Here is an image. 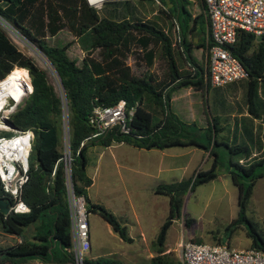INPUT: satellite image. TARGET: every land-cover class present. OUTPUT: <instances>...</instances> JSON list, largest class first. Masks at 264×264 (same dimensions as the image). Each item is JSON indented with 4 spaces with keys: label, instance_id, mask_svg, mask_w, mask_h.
I'll list each match as a JSON object with an SVG mask.
<instances>
[{
    "label": "trees",
    "instance_id": "1",
    "mask_svg": "<svg viewBox=\"0 0 264 264\" xmlns=\"http://www.w3.org/2000/svg\"><path fill=\"white\" fill-rule=\"evenodd\" d=\"M160 12L170 24H178L179 41L169 36L155 21L137 17L118 18L102 15L84 0H0V81L14 69L25 70L27 88L11 111L8 122L13 129H29L30 142L25 148L27 157L26 178L19 197L27 206L25 211L0 212V230L16 235L15 242L0 246V264H20L28 258H38L44 263L72 264L69 219L66 202L64 170L61 162L63 121L67 125L70 153L69 181L74 194L84 199L86 211L97 213L123 240H128L125 226L103 204L90 201L86 195L90 177L85 171L84 149L88 143L106 146L124 142L143 148L199 145L213 156L206 168H196L189 175L169 182H158L152 189L168 197V209L158 226L152 242L153 254L147 264H183L172 251H165L164 241L174 218H182L185 226L194 218L181 210L183 196L195 186L218 174V154L213 148L220 142L215 137L219 129L215 117L206 125L205 143H199L184 123L170 109L171 91L190 86L205 92L209 86L207 64L199 62L192 54L193 48L204 52L209 44L207 16L202 0H159ZM199 7L192 14L189 4ZM113 3V4H112ZM121 3L128 8L129 0ZM170 3V6H167ZM110 4V3H109ZM112 13L120 12L115 7ZM66 27L77 41L88 35L80 62L69 57V42L50 44L47 35H54ZM38 50L57 73L60 91L51 79L46 66L23 52L9 32ZM202 33L203 36H199ZM196 36L197 40L193 41ZM135 47L143 50L146 64H152L156 53L163 59L165 69L158 77L151 70L134 74L125 61ZM246 70L244 101L248 114H260L254 105L256 84H264V36L238 29L234 41L227 45ZM97 49L98 56L93 55ZM49 62L51 64H49ZM60 82V83H59ZM1 83V82H0ZM62 86V88H61ZM63 96V98H62ZM123 99L134 112L127 132L112 129L98 138H89L93 127L88 115L94 105H109ZM63 102L64 107H63ZM154 114L156 117L154 118ZM186 126V127H185ZM12 129H1L0 135H10ZM264 142V127L262 130ZM227 153L228 175L236 187V214L229 221L246 220L251 240L248 247L264 251V238L254 229L245 214L256 179L264 174V147L261 156L244 163L239 157L248 154V147L241 142H224ZM0 196L10 200L2 190ZM191 240L198 241L196 238ZM84 264H122L112 256L83 258Z\"/></svg>",
    "mask_w": 264,
    "mask_h": 264
},
{
    "label": "crops",
    "instance_id": "2",
    "mask_svg": "<svg viewBox=\"0 0 264 264\" xmlns=\"http://www.w3.org/2000/svg\"><path fill=\"white\" fill-rule=\"evenodd\" d=\"M167 34L170 36V32H167ZM199 36L201 37L203 34L199 33ZM196 40L197 37L194 36L193 41ZM199 48L201 47L193 48L192 54L199 62H202L196 54V49ZM209 86L212 85L209 84ZM195 92L200 94L198 98L192 96ZM203 93L201 94L200 90L193 89L190 86L178 87L171 91L170 109L184 123L195 125L197 117L200 120L202 119L201 114L203 112H196L193 104H200L202 108ZM182 97L185 99L182 100ZM230 105L228 102L224 109L225 112L222 113L223 122H220L218 115H213L216 126L219 128L217 131L224 130L225 126L228 128V138L217 139L220 142L217 145L224 147V142L230 143L234 141L245 143L248 147V154L240 156L238 160L247 163L263 153L264 107L260 109L258 117H254L248 114L245 103L243 105L237 104L234 109ZM179 112H183L184 115H179ZM203 118L207 122L205 115ZM196 140L199 143H205V141ZM206 151L199 145L143 148L124 142H113L106 146L87 142L84 149V158L85 171L90 177V184L87 187L86 195L90 201L103 204L119 219L120 223L125 226L129 239L123 240L104 219L93 212V216L90 219L87 215L89 246L86 254L90 257L107 256V254L112 252V249H108L107 246V238L110 237L115 241V252L117 254H120L121 251L126 250L128 247L136 245L134 243L136 239L139 245H143L146 248L149 257L155 249L152 240L168 209L167 195L156 193L152 188L158 182L177 180L189 175L198 167H208L213 156L210 154L205 159ZM227 170L228 167L226 169L228 175ZM219 175L223 180L224 174L218 172L214 178L201 183L205 185V191H201L198 198L196 196L198 185L191 190L195 196H193L194 201L204 206L210 199H219L224 193L227 194L228 189L225 181L220 180ZM261 179L264 180V174L258 177L256 181ZM227 198L231 200L233 194L230 192L229 195L228 192ZM157 211L160 212L158 217L156 215ZM153 221L156 228L154 231L152 230V233H148V225ZM97 232H102L103 242L100 241V235ZM164 246L165 251H168L169 246H166L165 241ZM25 263L52 264L44 263L35 257L28 258L20 264Z\"/></svg>",
    "mask_w": 264,
    "mask_h": 264
},
{
    "label": "rangeland",
    "instance_id": "3",
    "mask_svg": "<svg viewBox=\"0 0 264 264\" xmlns=\"http://www.w3.org/2000/svg\"><path fill=\"white\" fill-rule=\"evenodd\" d=\"M113 4V3H112ZM105 4L98 12L102 15H108L115 18L120 16L127 17H137L141 20H151L155 21L157 25L166 32H170V36H175L174 27L167 21V19L158 12L159 2L154 0H129L128 8L121 3L117 5ZM115 7L119 10V14L115 16L112 13V8ZM189 8L192 14L198 12V6L195 2L189 4ZM120 15V16H119ZM13 40L16 42L17 46L25 53L32 55L36 61L42 65L46 66L49 72L51 79L54 84L60 91V86L58 84L57 78L53 73L52 69L49 67L48 62L44 56L36 49L31 47L29 44H26L22 39L18 38L13 32H9ZM46 40L50 44H63L69 42L66 52L69 57L75 58L76 62H80V58L83 54V50L80 49L87 45L88 35L83 34L76 41L74 36L69 32L66 27L59 29L54 35H47ZM94 56H98L97 49L93 52ZM196 54L199 60H204L205 52L202 48L196 49ZM125 61L130 65L131 70L134 74H142L144 70L148 69L153 72L156 76H160L162 71L165 69V64L163 59L155 54L151 65H147L145 58L143 56V50L139 47H135L127 54ZM26 73L23 68L14 67L13 71L0 82L5 84H17L19 85L24 93V90L27 88L26 82ZM245 86L246 79L242 78L236 81L224 83L217 86H208L206 92L203 93L202 102L203 106L200 107V104H193V107L196 112H203L201 114L202 119L200 120L197 117L195 125H188L187 130L192 134L196 139L200 141H205V132L207 131L206 125L211 124V116L214 114L220 117V122H223V114L225 112V107L228 102L230 106L234 109L237 104L243 105L245 103ZM202 94V93H201ZM206 94V96H205ZM199 93L195 92L192 94L193 97H199ZM185 99L182 97V100ZM254 105L257 107L258 111L264 107V84L257 82L256 84V94L254 96ZM232 110V109H231ZM229 111V110H228ZM179 115H184L183 112H179ZM204 115L206 121L204 120ZM156 114H154V118ZM186 127V126H185ZM1 129H8V127H0ZM228 128L225 126L224 130L216 132V139L221 140L223 138H228ZM218 154V163L217 170L220 174H224L223 180L225 181L226 187L228 189L227 194L224 193L220 196L219 199H210L206 205L202 206L197 201H194V193L192 191H186L181 206V210L188 213V215L194 218V221L189 226H185L182 222V218H177L172 221L170 228L168 229L165 244L169 246V250L172 251L180 259V244L186 239L196 238L198 241L222 244L229 247L235 248H245L248 247L250 243V236L248 235L249 225L246 220H238L233 224H229V221L236 214V189L231 184L230 178L226 173L227 169V153L226 149L222 145L215 144L213 147ZM210 155L209 151L205 152V159ZM210 159V158H209ZM203 161V160H202ZM199 168V167H198ZM219 179L221 176L219 175ZM222 180V181H223ZM205 191V185H198L196 188V196L201 191ZM233 194V198L230 200L227 198V195ZM252 197L250 196L248 206L246 208L245 214L249 220L252 221L254 229L264 238V180H257L253 185ZM194 196V197H193ZM192 214H190V213ZM88 218L93 216V212H87ZM157 217L160 215V212L157 211ZM155 221V220H154ZM153 222H150L148 225V233H152V230L156 228V225ZM100 235V241L103 242L104 238L102 237V232H97ZM16 235L7 234L0 230V246L11 244L15 242ZM108 240V249H112V252L107 254V256L118 257L121 260L122 264H147L148 252L143 245L138 244V240H134L136 245L128 247L126 250L121 251L120 254H117L115 241L110 237ZM132 250H134L132 252ZM28 264V263H25ZM73 264V263H72Z\"/></svg>",
    "mask_w": 264,
    "mask_h": 264
},
{
    "label": "built area",
    "instance_id": "4",
    "mask_svg": "<svg viewBox=\"0 0 264 264\" xmlns=\"http://www.w3.org/2000/svg\"><path fill=\"white\" fill-rule=\"evenodd\" d=\"M115 1L124 0H84L87 5L98 11L105 4ZM202 2L208 20L206 35L209 44L205 49V59L209 84L217 86L245 78V68L227 45L234 41L238 29L249 31L256 37L264 36V0ZM172 26L175 32L174 40L179 41L178 24L174 19ZM133 112L134 106H127L123 99L109 105H94L88 115V122L93 127L89 138H98L112 129L127 132ZM62 125L61 162L65 177L73 264H84L83 258L89 246L87 211L83 197L74 194L69 181L70 153L65 119ZM12 130L10 135H0V182L3 192L10 199L8 211L18 212L27 210L19 194L26 178L25 148L30 142L31 132L28 128ZM179 254L183 264H264V251L260 249L235 248L191 239L181 242Z\"/></svg>",
    "mask_w": 264,
    "mask_h": 264
},
{
    "label": "bare ground",
    "instance_id": "5",
    "mask_svg": "<svg viewBox=\"0 0 264 264\" xmlns=\"http://www.w3.org/2000/svg\"><path fill=\"white\" fill-rule=\"evenodd\" d=\"M23 94L22 88L17 84H3L0 83V112L2 114L7 113L10 109L6 107V102L9 98H12L17 102ZM0 127H4L2 121H0Z\"/></svg>",
    "mask_w": 264,
    "mask_h": 264
},
{
    "label": "water",
    "instance_id": "6",
    "mask_svg": "<svg viewBox=\"0 0 264 264\" xmlns=\"http://www.w3.org/2000/svg\"><path fill=\"white\" fill-rule=\"evenodd\" d=\"M165 1H167V0H165ZM169 5H170V3H168L167 6H169ZM26 44H28V43H26ZM49 64H51V63L49 62ZM55 74L57 76V73H55ZM61 88H62V86H61ZM62 98H63V96H62ZM15 104H16V102L12 98H9L8 101L6 102V107L10 109L9 111H11L13 109V107L15 106ZM7 113L2 114L0 112V121H2V123L4 124V126L8 127V129H13L12 125L8 122ZM8 207H9V201H8V199L0 196V212L3 213V214L7 213L8 212Z\"/></svg>",
    "mask_w": 264,
    "mask_h": 264
}]
</instances>
